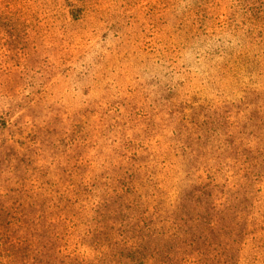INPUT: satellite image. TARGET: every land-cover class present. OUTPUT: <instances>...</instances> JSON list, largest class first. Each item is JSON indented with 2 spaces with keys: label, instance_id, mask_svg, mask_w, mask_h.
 Here are the masks:
<instances>
[{
  "label": "trees",
  "instance_id": "obj_1",
  "mask_svg": "<svg viewBox=\"0 0 264 264\" xmlns=\"http://www.w3.org/2000/svg\"><path fill=\"white\" fill-rule=\"evenodd\" d=\"M98 1L0 0V135H7L1 144L18 150L13 162L6 156L0 163V264H213V246H230L231 240L230 237L227 240L226 228L222 229L227 219L224 206L216 202L218 177H226L225 185L238 179L233 170L238 166L241 150L253 148L251 139L259 140L254 168L264 162V104L256 110L251 103L237 111L246 122H256V134L247 136L245 142L231 135L222 140L219 129L213 128L209 149L210 153L215 152L219 167L213 170L208 166L199 170L201 175L192 166L198 154L184 145L178 151L180 157H175L179 162L166 159L161 162L164 175L158 186L154 172L149 174L138 167L134 173L128 170L121 178L107 179L104 187L98 180L88 184L90 190L86 188L84 195L89 196L91 203L80 206L79 186L67 188L65 198L62 194L53 197L52 189L37 184L29 170L18 174L21 168L17 164L25 162V154L20 150L26 147L28 138L24 137L25 129L18 128L12 120L43 93L45 86L26 91L8 80L21 67L25 68L29 58L40 54L39 47H45V28L50 21L58 23L63 19L66 24L83 21L89 6ZM158 1L129 0L133 3L128 7L134 8L135 13L118 14L114 26L124 28L125 22L137 14L154 18L156 14L162 15V10L173 9L175 20L155 31L161 34V40L150 42L143 49L148 56L161 54L160 68L168 77L174 73L177 62L173 60L178 54L173 57V52L185 53L180 63H187L194 56L209 66V72L217 71L220 80L229 76L234 82L230 89L241 83L254 88L255 77L264 76V0H231L228 4L225 0H164L168 6L160 9ZM138 23L132 22L130 28L127 24L119 38L137 36L140 27H134ZM132 45L137 60V51L141 49L136 39ZM165 90L173 93L171 84L165 85ZM251 91L244 89L245 93L234 100L237 104L248 100ZM252 92L254 98L263 102L258 88ZM22 100L26 103H21ZM234 105L231 102V107ZM181 157L191 166L175 171ZM224 157L234 159L232 166L224 165ZM228 169L234 173H226ZM99 183L104 195L96 200L93 197L101 191ZM75 207L89 220L75 242L70 243L74 238L68 224L77 215ZM64 225L69 229L62 234ZM66 246L97 247H89L93 255L84 257L80 251L66 252Z\"/></svg>",
  "mask_w": 264,
  "mask_h": 264
},
{
  "label": "rangeland",
  "instance_id": "obj_2",
  "mask_svg": "<svg viewBox=\"0 0 264 264\" xmlns=\"http://www.w3.org/2000/svg\"><path fill=\"white\" fill-rule=\"evenodd\" d=\"M131 3L100 0L89 6L83 21L67 24L63 19L58 23L50 21L45 28V47H39L40 54L29 58L25 68L21 67L8 80L26 91L45 86L43 93L12 120L18 128L25 129L24 137L28 138L26 147L20 150L25 154V162L17 164L21 168L18 174L29 170L37 184L52 189L53 197L62 194L65 198L67 188L79 186L80 206L91 203L89 196L84 195L88 184L98 180L104 187L107 179L113 181L128 170L134 173L138 167L149 174L154 172L158 186L164 175L161 162L165 159L179 162L175 157H180L178 151L184 145L191 146L198 154L192 166L199 175V170L208 166L213 170L218 168L215 152L210 153L209 149L213 128L219 129L222 140L231 135L245 142L247 136L256 134V122H246L239 110L251 103L257 110L264 104V76H256L254 86L261 91L262 102L254 98V88L244 87L242 83L230 89L234 82L229 76L220 80L217 71L209 72V66L194 56L189 62L180 63L185 53H171L173 57L178 55L173 60L177 61L174 73L168 77L160 68L161 54L148 56L143 49L150 42L161 40V34L155 31L175 20L173 9L162 10V15L156 14L154 18L137 14L134 20L125 22L124 28L114 26L118 14L135 13L134 8L128 7ZM156 4L158 9L168 6L164 0ZM132 22H139L134 27H140L138 35L119 38ZM135 39L141 49L137 51V60L132 45ZM169 84L173 88L171 94L165 90ZM244 89L252 90L249 99L237 104L234 98L238 100ZM20 102L25 104L26 100ZM231 102L235 104L232 107ZM203 124L206 126L198 129ZM6 139L7 135H0V163L6 156L13 162L18 154V150L1 144ZM251 141L253 148L242 149L238 166L232 169L240 181L225 185L226 177H218L216 202L224 206L227 219L222 229L226 228L227 240L229 237L231 240L230 246H213V264H264V162L254 168L259 140ZM181 158L175 171L187 170L190 165ZM233 161L224 157L227 167ZM232 170L226 173H234ZM98 186L101 190L100 183ZM71 195L69 192L68 196ZM103 195L101 190L93 198L100 200ZM143 195L146 196L144 191ZM78 208H74L77 215L68 224L74 238L70 243L75 242L89 220ZM69 227L62 226V234ZM66 247V252L80 251L85 257L93 255L89 247L97 246Z\"/></svg>",
  "mask_w": 264,
  "mask_h": 264
}]
</instances>
